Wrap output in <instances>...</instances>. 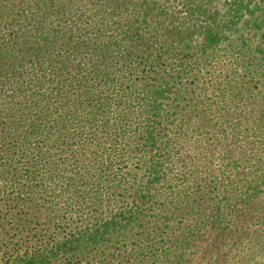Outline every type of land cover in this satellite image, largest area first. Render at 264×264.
Listing matches in <instances>:
<instances>
[{
    "label": "trees",
    "instance_id": "obj_1",
    "mask_svg": "<svg viewBox=\"0 0 264 264\" xmlns=\"http://www.w3.org/2000/svg\"><path fill=\"white\" fill-rule=\"evenodd\" d=\"M263 241L264 0H0V264Z\"/></svg>",
    "mask_w": 264,
    "mask_h": 264
},
{
    "label": "rangeland",
    "instance_id": "obj_2",
    "mask_svg": "<svg viewBox=\"0 0 264 264\" xmlns=\"http://www.w3.org/2000/svg\"><path fill=\"white\" fill-rule=\"evenodd\" d=\"M230 120H232V122H236V117L232 116L230 118ZM212 238L210 237L208 240H211ZM264 242V241H263ZM255 247V246H254ZM218 247L215 248L214 252L215 251H218L219 249H217ZM256 248V247H255ZM258 248V247H257ZM190 251H192V249H190ZM215 254V253H214ZM217 256V255H216ZM191 258H192V254H191ZM215 258V257H214ZM219 258V257H218ZM264 261V246L263 248H259V249H255V254L254 252L252 253V256H251V260L249 261V263L247 264H262ZM140 263V262H139ZM146 264H153L152 261H148ZM158 264V263H157ZM213 264H221L220 262L218 263H214Z\"/></svg>",
    "mask_w": 264,
    "mask_h": 264
}]
</instances>
